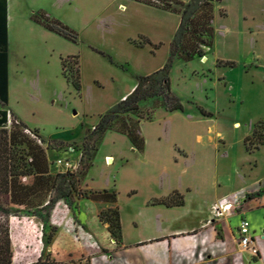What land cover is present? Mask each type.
Returning a JSON list of instances; mask_svg holds the SVG:
<instances>
[{
	"label": "rangeland",
	"instance_id": "rangeland-1",
	"mask_svg": "<svg viewBox=\"0 0 264 264\" xmlns=\"http://www.w3.org/2000/svg\"><path fill=\"white\" fill-rule=\"evenodd\" d=\"M71 1L8 2L13 19L26 17L30 24L32 15L44 12L78 33L77 44L55 34L51 42L35 36L34 53H25L24 61L21 58L35 80L25 92V99L19 102L20 109L24 115L33 117L29 125L39 128L45 139L42 138L43 146L38 147L22 134L24 137L20 136L19 140L23 144L15 146L18 161L27 167L31 160L27 152H41L46 158L48 173L53 175L57 171L52 161L68 158L77 162L72 174L80 180V164L91 154V167L84 181L98 190L114 186L123 230L131 241L144 235L140 229L143 200L152 193L161 196L170 181L177 182L179 187L189 184L201 191L187 198L190 206L200 205L201 197L212 198L214 185L218 189L226 188L225 197L232 201L233 212L243 213L245 206L248 207L246 202L261 192L252 190L255 183L264 179V145L252 154L246 152L243 145V139L251 135L254 126L264 122V0H214L211 3L212 29L210 35L203 37L206 45L198 46L203 55L183 60L187 45L195 42L190 34L172 62L171 88L184 106L182 113L166 112L159 99H148L139 103L137 111L121 116L100 139L88 136L99 117L131 91L138 77L163 66L172 38L166 41V36H162L165 40L161 41L159 49L147 44L138 47L133 42L144 35L126 37L134 24L128 19L136 16L134 11L119 10L122 0H97L96 3L88 0L74 4ZM178 1L186 3L188 0ZM11 31V56L17 62L21 52L14 36L16 39L20 32L28 36L34 33L29 28L19 30L15 23ZM91 48L109 56L113 63ZM71 55L78 56L76 64L71 61L62 68L60 59ZM216 61H232L235 66H217ZM75 69L79 72V92L70 82L76 77ZM198 107L212 116L203 117ZM0 108H3L1 104ZM125 124L131 128L134 145L141 146L140 151L146 147L147 156L134 152L136 148L127 137ZM69 148L74 152L68 153ZM172 155V160L177 162L172 170L157 172L152 160L159 158L161 164L168 165L172 164ZM165 184L167 187H160ZM132 189L137 193L128 200L125 191ZM87 191L89 189L78 181L68 201L71 210H80L73 202L76 196L81 197ZM43 207L28 211L14 209L12 227L22 225L25 233L23 237L18 236L19 239L14 237L13 264L69 263L60 262V251H49L55 227L49 225L52 220L47 219ZM59 211L56 210L54 222L60 219ZM135 213L139 218L134 217ZM261 213V210L246 211V217L256 230L263 222ZM24 214L35 217L36 223H27L21 218ZM211 216L212 225L196 231L192 237L193 248L189 251L192 255L184 264H247V253L233 243L230 234L237 216L221 218L222 221ZM197 223L198 219L186 217L179 227L198 226ZM256 242L262 255L260 264H264V240L257 238ZM97 252L106 253L100 248ZM69 264L89 262L83 258Z\"/></svg>",
	"mask_w": 264,
	"mask_h": 264
},
{
	"label": "crops",
	"instance_id": "crops-1",
	"mask_svg": "<svg viewBox=\"0 0 264 264\" xmlns=\"http://www.w3.org/2000/svg\"><path fill=\"white\" fill-rule=\"evenodd\" d=\"M9 1L10 0H8V2ZM79 1L88 2V0H72L71 2L74 4ZM89 2L96 3L97 0H89ZM9 3H7L8 103L4 109L10 110L13 116L25 127L37 131L40 137L45 139V136L39 128L29 125V120H32L33 117L24 115L23 112H21L19 102L25 99V92L28 91L29 87L34 84L35 80L32 72L27 67V64L23 62L25 53L30 55L34 53L33 47L35 46L37 39L35 36L40 37L44 41L51 42L52 37H55V35L46 31L36 23L30 22L29 24L26 17L13 19L9 13ZM118 8L124 13L128 10L135 12L136 17H129L128 19L129 22L132 21L134 24L132 25L133 30L130 29L131 32L128 33L126 37L138 34L144 35L152 44L162 43L161 41L165 40V38H163L165 36L166 41L173 38L180 20L179 16L174 13L163 11L132 0H122L119 3ZM13 23L18 26L19 30L22 27L29 28L31 32L34 33L33 35L28 36L25 33L20 32L16 39L14 36L13 40H16V44L21 52L20 59L19 61L17 60V62H15L11 56L10 31ZM27 23L30 26H28ZM21 58L23 61H21ZM123 140L125 141V139ZM134 152L137 153L138 151L134 149ZM139 153L143 157L147 156L146 147ZM172 159L173 155L171 157L172 164L169 163L168 165L161 164L159 158L153 159V166L157 172L168 173L172 170L171 167L177 163ZM43 169L46 170L47 168ZM46 171L47 172L42 175L32 174L25 177H15L14 196L16 210L28 211L34 208L41 209L46 205V202L51 195L50 188L55 176L54 171L53 175L50 171L48 173V169ZM88 172L82 176L79 182H81L83 187H87L89 191H112V189H114V186H112L108 189L98 190V188H95L92 184L85 183L84 180L87 178ZM260 182L261 184L259 185ZM160 187L165 188L167 186L165 184L162 186L160 185ZM258 189L261 191L259 196L246 202L248 207L245 206V211L243 213L237 214V212H235L224 217L227 218L237 216V222L234 224L230 234L233 243L238 247L237 225L240 218H246L250 224V231L253 234V238H255L254 246L257 248V254L251 255L245 250L247 253V264H260L262 262L261 251L256 239L259 238L260 240H264V179L255 183L252 190L257 191ZM172 191H177L183 195L184 203L182 206L165 207L164 205L150 204L151 200L165 198ZM195 191L201 192L199 189L195 190L194 188H191V185L189 184H184L179 187L177 186V182L170 181L167 190L161 194V196H159L158 193L148 195L142 202V208H140L142 210L141 215L144 216L140 219V229L143 231L144 235L133 241L130 239L129 241L125 235L122 225V217L118 209L121 227V238L118 244H115V240L109 237L107 225L102 224L99 221V214L102 211H106L116 206L118 203V196L116 197L117 200L115 204L109 202L91 201L86 198L76 196L75 202L73 203H76L77 208H80L78 211L76 208L71 210L64 200H58L50 210L49 214V221L52 220L49 225H53L56 229L51 239V250L49 248V251H52V249L60 251L59 256L65 259V262L67 261L69 263L72 262V260L79 262L80 259L86 258L89 264H184L185 259L188 261L189 256L192 255L191 253L189 254V251L193 248L191 245V239L196 235V231L200 232L201 230H206L205 227L212 225L213 219L211 216V206L223 199L229 200L225 197L227 189L223 188L222 190L220 187L218 189L214 185V196L212 198L205 199V197H201L202 200L200 205L197 204L196 206H190V201H187V198L192 196ZM39 193L45 194V197H43L40 202L33 203V196H36L35 194ZM136 193V190L133 189L125 191L127 199L129 198L128 200L133 199V196ZM57 209L60 210V219L57 222H54L53 219ZM254 210H261L262 212L261 218L263 222L258 230L251 225L250 220L246 217V211ZM134 217L139 218L137 213H135ZM186 217L198 219V226L192 225L188 228H180V222L185 220ZM21 218H23L27 223H36L35 217H32L31 215L24 214ZM22 227V225L16 226V239L24 236L25 232ZM133 229L134 228H132V230ZM99 248L106 250V253L101 254L97 252V249Z\"/></svg>",
	"mask_w": 264,
	"mask_h": 264
},
{
	"label": "trees",
	"instance_id": "trees-1",
	"mask_svg": "<svg viewBox=\"0 0 264 264\" xmlns=\"http://www.w3.org/2000/svg\"><path fill=\"white\" fill-rule=\"evenodd\" d=\"M132 1L177 14L180 18L179 24L173 35L168 57L163 66L148 75L138 77L137 83L132 90L99 117L92 131L89 133V137L95 136L97 139H100L115 121L125 114L137 111L139 103L148 99H159L162 108L166 112H183L184 106L171 88L170 70L173 59L178 57L179 49L190 34L194 36L195 42L187 45L185 49V58L183 60L189 61L194 56L201 57L203 52L198 46L206 45L203 37L210 35L212 29L210 25L212 18L211 3L214 0H188L186 3H181L178 0ZM7 3L8 0H0V104L3 107L2 109L0 108V264H13L14 259L12 248L15 246V228L13 229L12 227L11 217L15 216V177H25L32 174L42 175L47 172L45 167L46 158L41 152H33L32 150L27 152V154L31 156V160L27 164V167L24 163L18 161L19 158L15 152V146L17 144H23L21 143L22 141L19 140L22 134L28 137L36 146L38 144L24 133L23 130L27 127L14 116L11 124L9 126L7 125L6 110L4 109L8 103ZM198 17L200 18L197 19ZM31 21L40 25L46 31L73 44L78 43V33L74 29L58 19L49 17L44 12L38 11L36 14L32 15ZM133 43L138 47H143L147 44L152 46L153 49H159L162 45V43L152 44L150 40L144 36H139L138 41H134ZM91 50L106 57L110 63H113V60L103 52L94 48H91ZM77 60V55L66 56L60 59L61 66L65 68L71 61H74L73 64H76ZM216 65L234 67L235 63L232 61H216ZM74 72L76 77L70 82L74 90L79 92L81 90L78 77L79 72L77 69H75ZM67 80H70V78L67 77ZM198 111L203 117L212 116L211 113L204 111L202 108L198 107ZM14 120H17L18 123H15ZM124 128L129 141L137 151H140L142 147L134 145L133 137L130 134L131 128H128L127 124L124 125ZM35 133H37V131H35ZM243 145L245 146V151L249 154H252L253 151L258 150L260 146L264 145V122H258L254 126L251 135L243 139ZM38 147L40 146L38 145ZM91 160L92 155L89 154L85 162L80 164V176H83L91 167ZM78 181V177L73 176L72 173L55 174L50 188L52 193L47 204L43 207L46 211L47 219L49 218L50 210L58 200L62 199L65 203L67 202V205L71 204L68 201L73 197L75 186L78 184ZM35 195L36 196H33V203L40 202L43 197H45L43 193ZM81 197L91 201L115 204L117 193L114 190L87 191L84 192ZM183 203V195L177 191H172L165 198L153 199L150 201L151 205H164L165 207H179L182 206ZM99 221L106 223L109 237L115 240V244H118L121 238L118 207L115 206L105 212H101L99 214ZM51 229L52 228H50V230ZM55 230H53V233ZM102 250L106 252V250ZM59 258L60 262H65V259Z\"/></svg>",
	"mask_w": 264,
	"mask_h": 264
},
{
	"label": "built area",
	"instance_id": "built-area-1",
	"mask_svg": "<svg viewBox=\"0 0 264 264\" xmlns=\"http://www.w3.org/2000/svg\"><path fill=\"white\" fill-rule=\"evenodd\" d=\"M7 125L9 126L13 121V114L10 110H6ZM15 123H18L17 120H14ZM24 133L27 134L32 140L36 142L40 147L43 146V140L38 133H35L34 130L25 128ZM68 153H73L74 150L69 148ZM52 166L55 168L57 173H73L76 171L77 162L71 161L68 158H58L52 161ZM233 203L230 200L223 199L217 203H214L211 206V214L215 219L224 218L227 215H230L233 212ZM214 219V218H213ZM237 239L238 245L241 249L248 251L251 255L257 254V248L254 246L253 234L250 231V224L248 220L244 217H241L237 225Z\"/></svg>",
	"mask_w": 264,
	"mask_h": 264
}]
</instances>
